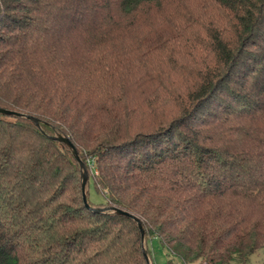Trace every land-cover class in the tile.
<instances>
[{"label":"trees","instance_id":"16d2710c","mask_svg":"<svg viewBox=\"0 0 264 264\" xmlns=\"http://www.w3.org/2000/svg\"><path fill=\"white\" fill-rule=\"evenodd\" d=\"M0 110V264H264V0H0Z\"/></svg>","mask_w":264,"mask_h":264},{"label":"water","instance_id":"95a60500","mask_svg":"<svg viewBox=\"0 0 264 264\" xmlns=\"http://www.w3.org/2000/svg\"><path fill=\"white\" fill-rule=\"evenodd\" d=\"M0 114L1 115H6V116H13V117H23V115L21 114H18V113H14V112H10V111H5V110H0ZM26 119L32 121L33 123H35L36 125H38V121L32 117H28V116H25ZM56 140H58L59 142L63 143L64 145H66L72 155L74 156V158L76 159V161L78 162L79 166H80V169L82 170V174H81V193H82V201H83V204L84 206L92 211V212H103V211H107V210H112L115 214L117 215H120V216H124L126 218H130L132 220H134L136 223H137V226H138V229L140 231V235H141V238L143 239V228H142V225L140 223V221L135 218L134 216L126 213V212H123V211H120V210H115V209H110V208H90L87 204V201H86V195H85V187H86V183H87V180H88V177H87V173L85 172L84 170V166L82 164V162L80 161L79 159V156L76 152V150L74 149L73 145L70 143V141L62 136H57L55 137ZM143 256L145 257L146 261H147V255H146V252L145 250L143 249Z\"/></svg>","mask_w":264,"mask_h":264},{"label":"rangeland","instance_id":"374dc122","mask_svg":"<svg viewBox=\"0 0 264 264\" xmlns=\"http://www.w3.org/2000/svg\"><path fill=\"white\" fill-rule=\"evenodd\" d=\"M85 170V169H84ZM86 172V171H85ZM89 200L92 204H101L104 202V199L96 194L90 186ZM148 248L151 250V254L153 256L154 264H165L168 259L167 251L162 249L159 242L157 240H153L148 243ZM174 264H183L179 259H173Z\"/></svg>","mask_w":264,"mask_h":264}]
</instances>
